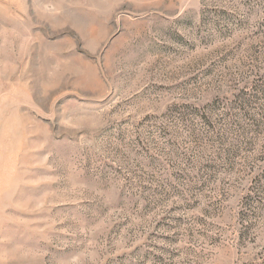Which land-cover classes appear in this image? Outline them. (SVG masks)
Returning a JSON list of instances; mask_svg holds the SVG:
<instances>
[{
  "label": "rangeland",
  "instance_id": "1",
  "mask_svg": "<svg viewBox=\"0 0 264 264\" xmlns=\"http://www.w3.org/2000/svg\"><path fill=\"white\" fill-rule=\"evenodd\" d=\"M0 264H264V0H0Z\"/></svg>",
  "mask_w": 264,
  "mask_h": 264
}]
</instances>
